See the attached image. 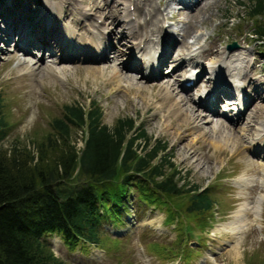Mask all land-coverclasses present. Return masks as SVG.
I'll use <instances>...</instances> for the list:
<instances>
[{
	"label": "rangeland",
	"instance_id": "obj_1",
	"mask_svg": "<svg viewBox=\"0 0 264 264\" xmlns=\"http://www.w3.org/2000/svg\"><path fill=\"white\" fill-rule=\"evenodd\" d=\"M45 1L48 0H0V97L4 102V116L9 126L7 138L3 142L4 149L7 150L18 144L20 147L35 151L37 142H41L48 133V122L61 117L62 106L78 102L87 108L91 101H96L102 109L104 125L112 127L117 119L130 117L136 126H142L153 140L166 142L167 154L173 158L172 162L184 179L180 180V185L185 181L190 186H198L200 190L206 187L216 188V190L212 189L211 194L217 205L213 210V219L205 232L193 228L190 238L183 231H178L177 222L166 221L165 207L153 209L152 206L146 207L144 204H138V200L131 199L127 204L129 213L123 214L124 219L119 226L114 225V219L111 216L109 220L102 222L100 233L106 243L105 247H99L98 250L94 247L85 249L77 247L72 250L63 246L58 238L50 235L45 236L41 241H44L64 264H262L261 261L264 264V184L256 182L259 179L264 182V152L248 151L247 148L249 135L259 128L257 122L248 123L252 113L258 114V122L264 120V94L258 98V95L253 92L254 88H260L259 92L264 91V84H262L264 83V44L254 43L247 36L251 31V24L239 6V2L247 3V0H205L199 5L200 7L192 8V10H184L175 0H139L140 8L142 6L147 10H159L161 39H164L165 32L169 34L166 41L182 38L184 42L193 45L195 40L192 46L194 49L201 45L206 51L209 49L203 56L198 55L201 72L206 70L209 72V69L221 58V55L217 56L215 52L228 51L227 60L233 54L243 58L242 67L245 71L241 72H245L248 76L245 79L246 83L249 81L251 89V92H247L251 98V104L243 117V122L231 123L228 118L231 116V113L229 115L230 107L224 108L222 104H219L223 109L217 108L219 114L204 117L205 122L202 123L203 125L200 124L199 131L190 129L192 125L187 127L178 122L180 121L178 119L177 123H174L176 118L170 112L171 110H168V105H171L173 101H168L164 108L161 106L165 103L162 100L161 91L167 88L172 92L175 90L172 96H175L176 100L186 98L188 103L183 106V109L191 107L196 115H210L197 106L199 98H193L199 94L200 89H202L200 91H207L209 84L206 82V74H203V79L198 80L192 90L182 92L178 88L176 80H179V75H185L187 69H191L187 63L180 67L174 64L176 57L174 55L180 52L179 45L173 46L169 61L162 67L163 75L160 76L163 77L162 80L140 79L139 75L127 69H120V63L127 62L129 58L140 61L142 55L128 51L130 45L127 38H122L119 34L123 29L122 25H125L123 21L129 20L136 31H138V22L142 21L143 14H133L132 6L127 9L132 0H96L94 3L89 0H74L70 6L64 5L65 0H50L64 12L63 26L77 33L79 37L89 35L90 32L98 36L105 30L107 32L113 30L114 35L108 34L106 40L111 39V45L117 46L119 53H124V56L118 60L114 61L116 50H112L107 54L108 60L101 64H85L78 61L58 63L57 60L42 64L31 56L9 50L8 40L1 39L3 38L1 32L9 27V23H15L19 36L26 28H36L40 5ZM96 2L98 4L100 2L102 5L99 4V6L106 8L104 12L95 7ZM114 6H117L116 10L123 14L120 17L118 15L119 19L112 24L111 19L104 20L102 15L107 14ZM166 7L167 10H164ZM126 9L129 11L128 19H125ZM81 10L89 13L86 19L80 18L78 13ZM130 12L133 15L130 16ZM50 17L59 27L60 23L53 20L52 15ZM102 21L103 29L96 30L95 28L100 26ZM231 22H236L237 25H231ZM40 25L44 26V23ZM86 27L88 31H85ZM58 34L55 39L59 37ZM34 35L36 36L35 33ZM60 35L63 36V33L61 32ZM135 38L133 37L132 41ZM132 41L130 40V43ZM209 52H212L213 58L209 57ZM218 66L219 64H215V68ZM174 67L178 70L172 71L173 73L169 75L168 73ZM195 67L197 66H193V69ZM116 69L124 74L121 75L122 80L119 82L112 80L111 73ZM97 70L102 74L93 73V75L92 72ZM124 79H127V82ZM170 124L177 128L170 129L174 127ZM251 125L255 126L251 127ZM250 127L252 131L248 130ZM243 129L246 132H243ZM172 133L179 135L174 137ZM235 138L237 144L233 143ZM71 139V144L78 151L83 148L82 130L73 131ZM174 145L177 146L174 147ZM225 175L227 177L223 178ZM243 179L254 182L248 181L250 184H245L242 182ZM257 198L260 199L259 213L257 211L255 219L252 213L246 214L249 224L237 238L231 239L226 231H217L222 225L232 220V214L239 205L246 202V208L254 207ZM192 223L191 220L184 219L182 226L193 227ZM180 234H184L183 240L176 241ZM196 236L201 239H196ZM112 237L120 239V242H116ZM185 243L187 248H192L191 256L193 257L189 261L184 260L183 257H172L166 260L157 256L152 249L153 246H163L171 250L173 253L169 254L171 257L176 254V250L183 248Z\"/></svg>",
	"mask_w": 264,
	"mask_h": 264
},
{
	"label": "trees",
	"instance_id": "obj_2",
	"mask_svg": "<svg viewBox=\"0 0 264 264\" xmlns=\"http://www.w3.org/2000/svg\"><path fill=\"white\" fill-rule=\"evenodd\" d=\"M239 6L251 24L247 36L263 45L264 0ZM4 114L0 97V264H64L41 241L48 235L58 236L72 250L102 247V222L111 216L119 226L131 199L146 207H165L166 221L177 222L179 232L184 219L193 222L189 228L202 232L210 225L216 188L200 190L185 181L180 185L184 179L167 154L168 144L153 140L130 117L108 127L96 101L87 108L66 104L61 117L48 122V133L34 151L18 144L4 149L9 127ZM78 130L85 133L79 151L71 144ZM152 249L166 260L193 257L186 243L171 257L163 246Z\"/></svg>",
	"mask_w": 264,
	"mask_h": 264
},
{
	"label": "bare ground",
	"instance_id": "obj_3",
	"mask_svg": "<svg viewBox=\"0 0 264 264\" xmlns=\"http://www.w3.org/2000/svg\"><path fill=\"white\" fill-rule=\"evenodd\" d=\"M52 1V0H51ZM50 0L48 1H45V3H42L40 6V10H39V13H38V21H36V24H37V27L35 28H30V29H33L29 35H32V33H35L36 34V37H31V36H28L27 34V31H23L21 32L20 36L18 35L19 32L17 33V39H21V40H26V38H30V41H31V45L32 46H35V47H39L41 50L42 48L40 47L42 45L43 48L47 49L48 50V53H49V50L50 51H53L52 49H57L59 47V45L57 44V42H54L52 43V41L55 39V37L57 36L58 32L59 34H61V32L63 33V36H60L57 38V40H59V44H65L66 47L68 46V44L71 43V39L70 38H73L75 35H77V33H74L73 31L69 30L68 28H66L65 26H63V19H64V12L60 10V8H57L58 6L55 5L53 2H51ZM57 1H61V0H57ZM88 1V0H87ZM89 1H96V0H89ZM161 1V0H160ZM205 0H197V2L195 3V5H193V8L196 7V9L198 7H200L199 5L202 4V2H204ZM74 2V0H65V4H68L69 6L72 5V3ZM102 2V1H101ZM115 2V1H114ZM113 2V3H114ZM169 2V1H168ZM122 3V2H121ZM140 1L139 0H132V2L130 3V6L128 5L127 6V9H130L131 6L133 7V14L137 13L139 15L143 14V18L142 17H137V18H142V21L138 22V31H136L132 26H131V22L129 20L126 21H123V23L125 25H122V30L121 32L119 33L120 36L122 38H127V42L129 43V48H128V51H131V52H136L138 55L139 54H143L144 57H143V61H140L141 64H144L146 67H148L149 69L150 68H154L156 69V72L158 73V75L160 74L161 75V70H162V67L164 66V64L166 62H168L169 60V55L171 56V51L173 49V46H176V45H179V49H180V52L176 53V55H174V64H178L176 66L180 67V66H184L187 65L188 66H191V69H189L188 72L191 73V71H197V75L202 71L201 69V63L199 60H197V58L199 57L198 55H204V53L208 52V50L206 51V49H204L201 46H198L197 49H194L192 46H194V41H193V45H189L188 43L184 42V40L182 38L180 39H175L174 40H168L166 41L167 37L169 34H166L164 32V39L162 38L161 39V27L159 26L160 22H159V13H158V9H156L155 11L153 10H150V9H143V7L141 6L140 8ZM146 3V2H145ZM150 3V2H149ZM99 4H101L99 2ZM98 2L95 3V7H97V9L99 11H103L105 10L106 8L102 7V6H99ZM105 4V3H103ZM118 4V3H117ZM35 5V4H34ZM37 5V4H36ZM102 5V4H101ZM107 5V4H106ZM109 5V4H108ZM125 5V4H124ZM146 5V4H144ZM92 6H94L92 4ZM148 7V6H147ZM163 7V5H162ZM117 6H114L113 8L110 9V11L105 14V15H102L104 16V20L106 19H111L113 21L112 24H114V22L119 19L117 16L119 15H122L123 13L119 12L116 10ZM126 8V7H124ZM205 8V7H204ZM66 9V8H65ZM69 9V8H68ZM72 9V8H71ZM126 9V10H127ZM188 9V8H187ZM116 10V11H115ZM132 10V9H131ZM164 10H167V7L164 9ZM181 10V9H180ZM184 10H186V8H184ZM71 11V10H70ZM98 11V12H99ZM123 11V10H122ZM142 11V13H141ZM104 12V11H103ZM106 12V11H105ZM161 12V11H160ZM130 16L133 15L132 12H130ZM81 17H84V19L87 18L86 15H89L88 12H86L85 10H81V12L78 13ZM103 14V13H101ZM162 14V13H161ZM168 14V13H167ZM50 15H52V19L56 20L57 22L60 23V26L57 27L55 21L54 23L52 22L51 20V17ZM129 18V11L127 10V14L125 16V19H128ZM135 19V18H134ZM133 20V19H132ZM139 20V19H138ZM137 21V20H136ZM41 23H44V26H41L40 24ZM73 23H75L73 21ZM73 25V24H72ZM164 25V24H163ZM81 26V25H80ZM44 30V31H42ZM46 28H48V31L45 30ZM84 28V26L82 27ZM98 28V31L102 30L103 28H100L99 26L97 27ZM186 28V27H185ZM12 29H16V27H13ZM27 29V28H26ZM25 29V30H26ZM81 30V28H80ZM184 30V29H183ZM182 30V31H183ZM181 31V30H179ZM114 31H110L108 32V34H113ZM8 34H14L15 35V31L9 29L7 31ZM104 33V32H103ZM101 33L99 34L98 36L97 35H90V37L88 36H83L81 38H78L79 42H83V41H86V40H89L91 43H95V38L98 37V39H100L102 37V39H105V36L104 34ZM54 34V35H53ZM183 34V33H182ZM68 35V39H65V36ZM183 35H181L182 37ZM77 37H79L77 35ZM133 37H136L135 40L133 39L132 41V38ZM160 37V39H159ZM158 38V39H157ZM169 38V37H168ZM51 39V41L49 40ZM171 39V38H170ZM195 39V38H194ZM14 40H15V37H14ZM49 40V41H48ZM126 40V39H125ZM130 40L132 41L130 43ZM118 41V40H117ZM14 42H17L16 40ZM121 42V41H120ZM173 42V43H172ZM88 43V42H87ZM87 43H83L81 44L80 46L83 47V51H86L87 49H85V45L84 44H87ZM220 43V42H219ZM93 45V44H91ZM97 47V49L95 48L94 51H97L98 52V57H102L103 56V53L100 51V49H108V50H116V54L114 55V61L115 60H118L120 59L122 56H124V53L122 55V53L120 52L119 53V50H117V46H112L111 45V40L109 43L107 44H102V42H99L97 43V45H95ZM100 46H105V47H100ZM71 46L68 47V49H70ZM74 53H79L78 51V43L75 42L74 44ZM152 48V49H150ZM161 49L163 51H161ZM154 52V55H157V56H150L151 55V52L152 51ZM178 50V49H176ZM199 50V52H198ZM220 52V51H219ZM219 52H215L214 54H216L217 56L221 55V58L219 60H217L216 58V62L215 64H219V66L217 68H215V64L213 67H211L209 69V72H207L208 70L206 71H203V74H207L209 73L210 77L212 78H218V73L221 72V71H224L225 74L229 73V74H239L240 76H242V78L239 79V81H237V83L235 84V86H230V87H226L224 86V88H219V87H216L215 88H211L210 91L212 92H209L211 93V99L212 101H204L202 102V98H201V105L203 107V111H206L208 114L210 115H196L195 114V111L189 107L186 109H183V106H186V104L188 103L185 99L186 98H179L176 100L175 96H172V93L175 91H171L170 89L167 90V88H164L163 91H161V95L163 96V99L165 103H162L161 106L162 108H164V105L167 106V102H171L173 101V103L171 105H168V110H171L170 112L172 113V115L176 118L174 119V123L176 122V120H180L178 122H181L183 125H192V128L190 129H196L199 131L200 129V124L204 123V117H209L211 115H216V113L218 112L217 108L219 107V104H222V98L223 97H226V96H229L231 95L233 92H236L237 94H244L245 93V83L247 82V75L245 72H241L242 70L245 71V68L242 67V65L244 64L243 63V58H241V56H238L236 54H233L230 56V58L227 60V54H229L228 51H223L221 53ZM113 53V52H112ZM158 53V54H157ZM162 53V55H160ZM133 55V54H132ZM131 55V56H132ZM208 55V54H207ZM206 55V56H207ZM210 55V56H209ZM209 57H212V52H209ZM215 56V55H214ZM264 57V56H263ZM113 58V57H112ZM213 58V57H212ZM102 59H105V56L102 58ZM101 59V60H102ZM107 59V58H106ZM125 59V58H124ZM130 59V58H129ZM129 59L127 60V62H122L120 63V66L122 70H128V69H131V68H134L136 69V66L133 65V64H130L128 63L129 62ZM215 59V58H214ZM206 60V59H205ZM208 60V58H207ZM77 61V60H76ZM246 61V60H245ZM171 63V62H170ZM206 64V63H205ZM170 66V65H169ZM193 66H197L195 67V69H193ZM247 66V65H246ZM171 67V66H170ZM186 67V66H185ZM117 68V67H116ZM175 68V67H174ZM181 69V68H180ZM119 70V69H118ZM116 69V71H113L111 73L112 75V80H116V81H121V75L123 74L122 72L118 71ZM178 69L175 68L173 72L177 71ZM185 70V69H184ZM183 70V73H185ZM180 72V71H179ZM206 72V73H205ZM95 74V75H99L100 73L102 74V72H100L99 70H97L96 72H92V74ZM181 73V72H180ZM93 74V75H94ZM186 74V73H185ZM202 74V75H203ZM124 75V74H123ZM126 75V74H125ZM183 77H185V75H183ZM198 77V76H196ZM246 78V79H245ZM257 78V77H256ZM179 79V78H178ZM126 80L127 82V79H124V81ZM131 80V79H130ZM129 80V84L131 83ZM220 80H223V79H220ZM125 82V83H126ZM264 82V81H263ZM133 83V82H132ZM134 84V83H133ZM249 81L246 85V88L251 92V89L249 87ZM261 84V83H260ZM264 84V83H262ZM132 85V84H131ZM129 86V85H128ZM172 87V85H171ZM254 88V87H253ZM173 89V88H171ZM189 88L184 86L183 84L180 85V90L183 92V91H187ZM260 88H254L253 89V92H255L256 95H258L257 97L258 98H261L260 95L264 94V91H260ZM171 91V92H170ZM174 94V93H173ZM177 94V93H176ZM178 96V95H177ZM201 97V96H200ZM162 98V97H161ZM255 98V97H254ZM199 101V100H198ZM239 108L237 110V108L233 107L232 110H236V113H234V115H237L238 116V119L243 122V111L245 110L246 106L242 105L241 107V101H239ZM196 105V104H195ZM227 105H229V102H227ZM198 106V105H197ZM256 106V105H255ZM258 106V105H257ZM250 107V106H249ZM261 107V105L259 106ZM241 108H243V110H241ZM249 109V108H248ZM247 109V110H248ZM257 109V108H256ZM259 109V108H258ZM247 110L246 112L244 113V115L247 113ZM263 110V109H262ZM257 112V110H255ZM169 112V113H170ZM231 112V110H230ZM260 112V111H259ZM197 113V112H196ZM232 113V112H231ZM255 113V112H254ZM221 114V113H220ZM251 114V113H249ZM261 114V113H260ZM170 115V114H169ZM230 115V114H229ZM262 115V114H261ZM165 117V116H164ZM242 117V118H241ZM250 117V116H249ZM258 114H253L252 113V116L251 118L248 120V123L250 124H253L254 123H258L257 126H259V128H257V130H253V132L249 135V139L247 141V144H248V151L249 150H252L254 152H264V120L262 121H259L258 122ZM257 119V121H256ZM167 120V119H165ZM246 120V121H247ZM254 120V121H253ZM166 122V121H165ZM171 122V121H170ZM252 122V123H251ZM177 123V122H176ZM175 123V124H176ZM240 123V122H239ZM167 124V123H166ZM180 124V123H179ZM164 125V124H163ZM171 127L174 126L172 124H170ZM178 125V124H177ZM203 125V124H202ZM168 126V125H167ZM255 125H251V127H254ZM176 126H174L173 128H170V129H174ZM188 127V126H187ZM250 127V129L248 130H251L252 131V128ZM177 128V127H176ZM180 128V127H179ZM247 128V127H246ZM182 130V129H181ZM187 130V129H186ZM244 130V129H243ZM177 131V130H176ZM190 131V130H189ZM188 132V131H187ZM196 132V131H195ZM214 132V131H212ZM243 132H246L245 130ZM190 133V132H189ZM192 133V132H191ZM194 133V132H193ZM205 133V132H204ZM174 134V133H172ZM182 134V133H181ZM184 134V133H183ZM208 134H211V133H208ZM214 134V133H213ZM178 133L174 134V137L177 136L178 137ZM181 136V135H180ZM205 136V135H204ZM184 137V136H183ZM203 137V136H202ZM248 137V136H246ZM174 139V138H173ZM227 139V138H226ZM225 139V140H226ZM241 139V138H240ZM183 140V139H182ZM185 140V139H184ZM176 142V141H175ZM218 142V141H217ZM230 142V141H229ZM233 142V141H232ZM220 143V141H219ZM222 143V142H221ZM233 143H238L237 142V139L235 138L234 139V142ZM215 144V143H214ZM181 145V144H180ZM256 145H257V148H256ZM177 146V145H176ZM174 145V147H176ZM188 146V144H187ZM240 146V145H239ZM181 147V146H180ZM244 147V146H243ZM242 148V147H241ZM175 149V148H174ZM194 150V149H192ZM196 150V149H195ZM177 151V150H176ZM186 152V150H185ZM189 152V151H188ZM191 153V152H189ZM243 153V152H242ZM197 155V153H195ZM236 154V153H235ZM192 155V153H191ZM245 155V154H244ZM186 157V155H184ZM198 156V155H197ZM193 159V158H191ZM195 159V158H194ZM187 161V160H186ZM188 162V161H187ZM191 163V162H190ZM194 163V162H193ZM248 181H251V182H254L253 180H246V179H243L242 182H245L250 184V182ZM257 183L259 184H264L263 180L262 179H259L256 181ZM244 184V185H245ZM243 185V186H244ZM245 187V186H244ZM250 203H248L249 205ZM246 205V202L242 203L241 205L238 206L237 210L232 214V220H230L227 224L225 225H222L221 228L217 229L218 232H221V231H226L230 234L231 236V239H235L237 238L241 232L247 228L248 226V221H247V216L246 214L247 213H252L253 214V219L256 218L257 214L259 213V209H260V199L257 198L255 199V204L253 205L254 207H245ZM258 211V213H257ZM236 252V251H235Z\"/></svg>",
	"mask_w": 264,
	"mask_h": 264
},
{
	"label": "water",
	"instance_id": "obj_4",
	"mask_svg": "<svg viewBox=\"0 0 264 264\" xmlns=\"http://www.w3.org/2000/svg\"><path fill=\"white\" fill-rule=\"evenodd\" d=\"M235 47V46H234Z\"/></svg>",
	"mask_w": 264,
	"mask_h": 264
}]
</instances>
